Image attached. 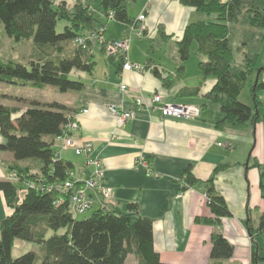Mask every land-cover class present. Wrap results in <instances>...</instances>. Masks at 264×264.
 I'll return each mask as SVG.
<instances>
[{"label":"trees","instance_id":"obj_1","mask_svg":"<svg viewBox=\"0 0 264 264\" xmlns=\"http://www.w3.org/2000/svg\"><path fill=\"white\" fill-rule=\"evenodd\" d=\"M89 1L95 0H77L70 8L64 0H0V22L6 35L19 42L31 39L34 44L25 63L0 57V82L31 87L47 84L62 93L81 89L82 80L72 76V72L91 73L96 65L95 52L91 41L82 47L73 46L72 39L104 27L109 12L123 26L136 19L127 14L126 0H97L101 16ZM179 2L202 13H215L216 20H195L184 26L176 41L179 58L176 77L184 71L183 62L191 52L204 57L197 61V68L202 79L208 76L215 79L204 93V98L218 107L214 127L243 130L259 117L264 123L261 72L264 65H257L264 47V0ZM61 19L66 24L63 32L58 33L54 27ZM235 25L244 28L237 47L242 53L240 63L235 61L231 44ZM104 57L120 60V65L124 62L120 54ZM152 72L161 78L163 85L173 81L171 75L162 76L156 67ZM253 73H257L256 79ZM244 86L249 88L251 105L239 99ZM178 91V96H193L200 90L199 85H186ZM0 96L4 94L0 92ZM30 104L20 110L0 102V151L12 153L14 159L8 171H15L16 182L34 185H27L20 197L14 181L0 180V191L11 210L0 220V264H36V254L31 250L12 257L11 246L17 238L43 248L40 264H127L128 255H133L137 264H178L160 260L153 245L152 220L139 213L137 202H130L126 213L105 206L91 210V205L87 209L91 210L88 216L78 218L73 214L69 205L73 187L62 188L63 182L70 179L73 163L57 156L53 149L69 120V108L56 100H33ZM258 106L263 109L261 115L257 112ZM23 160L24 163H18ZM254 164L259 169L258 186L264 200V154L262 161ZM218 168L219 165L204 181L210 215L196 217V221L217 225L221 218L231 214L225 199L213 185ZM183 173L188 185L197 181L190 166ZM257 219L255 228L250 226L248 230L251 234H260L263 244L250 248V264H264V207ZM61 228L64 230L58 232ZM50 229L53 232L45 237ZM210 243L211 261L205 264H223L220 260L233 255V244L221 233H213Z\"/></svg>","mask_w":264,"mask_h":264},{"label":"crops","instance_id":"obj_2","mask_svg":"<svg viewBox=\"0 0 264 264\" xmlns=\"http://www.w3.org/2000/svg\"><path fill=\"white\" fill-rule=\"evenodd\" d=\"M64 1L71 8L76 0ZM89 4L99 14L98 1H89ZM125 5L127 14L133 18H137L140 12L145 14L144 38L132 39L127 53L129 61L145 64V67L142 70H122L120 60H107L101 50L93 47L95 54L103 55L101 68L95 70L97 61L91 73L72 72V76L82 80L81 89L44 100H56L69 108V114H73L79 124L78 130L70 132L71 138L78 144L91 142L92 154L103 162V181L110 187L111 196L102 200L98 194L87 192L91 198V210L105 206L126 213L128 204L137 202L139 213L152 220L153 245L162 261L209 263L210 237L219 232L233 244V255L220 261L223 264H250V248L254 244L256 247L263 244L261 235L251 234L248 227L255 228L258 214L264 207L258 186L260 175L254 164L263 159L264 126L257 121L243 130L214 127L213 121L219 116L218 107L216 104V108L211 106L214 103L207 101L204 93L215 79L211 76L202 79L197 68V61L204 57L191 52L198 59L193 81L185 79V62L184 71L176 77L179 64L176 41L184 26L203 20L204 13L179 0H133ZM110 19L118 24L117 37L105 33ZM108 21L104 26V39L117 40L122 35L123 23L114 18ZM156 39L159 40L158 51L154 52L162 59L149 55ZM25 53L27 56L31 54L29 49ZM153 67L160 70L162 76L171 75L172 83L163 85L161 78L152 72ZM120 82L127 85L125 93L119 91ZM186 85H199L200 91L193 96H178V90ZM154 92L161 95L159 104L189 103L200 108L199 115L188 119L162 117L157 110L136 108L134 96ZM110 104L133 110V118L121 127L115 126L114 117L108 112ZM84 107L88 111L79 112ZM217 142L223 145L218 146ZM228 144L231 148L227 147ZM54 145L57 156L72 161L75 180L88 176L90 166L84 155H76L71 148L63 147L59 138ZM140 158L148 162L156 172L155 176L136 163ZM12 162V153L0 151V180L7 179ZM218 165L220 168L214 173L213 185L225 199L231 214L221 218L219 224L212 225L195 218L210 215L204 181ZM187 166L197 178L191 186L183 178ZM10 211L0 191V220Z\"/></svg>","mask_w":264,"mask_h":264},{"label":"built area","instance_id":"obj_3","mask_svg":"<svg viewBox=\"0 0 264 264\" xmlns=\"http://www.w3.org/2000/svg\"><path fill=\"white\" fill-rule=\"evenodd\" d=\"M112 12H109L108 17H111ZM145 18L144 12H140L139 16L135 19L133 23H129L128 25H124L122 29V35L117 40L113 39H104L103 33L104 29L102 26L98 27L96 31H88L85 35H78L72 39L73 46H82L84 47L87 41H91V43L102 44L104 55L112 54V55H121L123 57V64L121 65L122 70H142L145 67V64H138L128 60L127 53L129 42L132 37H140L144 33L145 26L143 24V20ZM119 91L125 93L128 88L124 82H120ZM161 101V95L157 92H154L147 96H134L133 102L138 109H146V110H157L158 113L162 117L171 116V117H192L198 115L199 107L189 104V103H170L165 102L163 104H159ZM88 109L86 107L81 108L80 112L86 113ZM109 115L114 117L115 126L121 127L122 124L128 120L133 118V110L119 108L114 104H110L108 106ZM69 117V116H68ZM63 133L57 137L63 141V147L68 148L71 147L76 155H84L87 164L90 166V172L87 177L82 178L81 180H75L73 178V172L69 171L70 179L65 180L62 185L63 189H70L73 187L72 192L69 197V205L70 210L73 214H81L91 207V198L89 193L94 192L98 194L102 200L109 198L111 196L110 187L103 181L104 176V167L103 162L97 156L92 154L91 143H77L74 139L71 138L70 132L73 129H76V122L73 118L67 121V123L63 127ZM221 145V144H219ZM136 163L142 165L144 169L148 172H151L154 176L156 172L150 168L148 162L143 160L142 158L137 159ZM11 179L15 177L10 176ZM77 182L78 184H75ZM28 186H34L32 183H27Z\"/></svg>","mask_w":264,"mask_h":264},{"label":"rangeland","instance_id":"obj_4","mask_svg":"<svg viewBox=\"0 0 264 264\" xmlns=\"http://www.w3.org/2000/svg\"><path fill=\"white\" fill-rule=\"evenodd\" d=\"M77 1V0H76ZM75 1V2H76ZM224 1V0H221ZM73 2V3H75ZM133 0H126V3H132ZM67 5V2H66ZM204 19L203 20H207V21H215L216 20V14L215 13H204L203 14ZM113 23V24H112ZM66 24V21L63 19L61 20H57L54 29L58 32L61 33L63 32V26ZM110 25H113V27H111ZM108 27H106V35H109L110 37H117L118 35V24H114V22H112V20L110 19L108 21L107 24ZM104 28V27H103ZM244 28L242 26H238L235 25L234 26V31L231 37V44L233 45L234 51H233V55L235 58V61L237 63L241 62V58H242V53L241 51H239L237 49V47L239 46V36L241 35V32ZM141 38H144L143 35L140 36ZM140 37H132V39H140ZM131 39V40H132ZM159 39V38H157ZM155 40L153 41L154 43L152 44V50L149 53V55L152 57H158L162 59L161 55H157L154 50L157 52L158 51V45H157V41L159 40ZM264 41V40H263ZM34 47L33 42H31V39L29 40H25V41H15L14 39H12L11 37L7 36L6 33L3 31V26L0 22V57L3 60H9L12 59L16 62H23L25 63L26 60L28 59V56L26 55L25 51L26 49L31 50ZM96 47L99 50H102L103 46L100 43L94 44L92 43V48ZM104 54V52H103ZM261 56L259 61L257 62V65H264V47L262 48V51L260 52ZM103 55L100 54L99 52L97 54H95V61H98V66L96 67L95 70H97L98 68H101V66L103 65V61H102ZM197 57H195L194 53H191L189 58L185 60V64H186V75H185V79H187L188 81H193V74L194 72H196V68H195V64L197 61ZM262 72V78H264V68L261 69ZM255 73H253L254 75ZM252 75V76H253ZM257 75V73L255 74V76ZM257 78V76L255 77V79ZM0 92L2 94H4V96H0V102L7 105V106H15V107H20L21 110H23L26 107L31 106L30 102L33 100H37V101H44V100H53L55 99V97L60 96V94H62V92L58 91L56 88H54L51 85H47L44 84L43 87H31L29 85H19V84H15V83H6V82H0ZM17 97V98H16ZM18 97H24L25 99H22V101L20 99H18ZM239 99L249 105L252 104V100L249 97V88H247V86H244L243 89L241 90V93L239 95ZM31 100V101H30ZM30 101V102H29ZM211 106H214L216 108L215 104H211ZM257 112L260 113L262 112L261 106L256 107ZM200 110V108H199ZM80 112V109H79ZM199 112V111H198ZM199 115V113H198ZM196 115V116H198ZM69 120L70 118H73V120L76 122V129L73 130H78L79 124L76 121V119L73 117V114H69ZM189 118V117H188ZM186 118V119H188ZM258 121L260 122V124H262L264 126V123L262 122V120H260V117L258 119ZM257 122V121H256ZM255 123V122H254ZM252 125H248V126H253ZM247 127V126H246ZM221 129H230V128H221ZM232 130V129H230ZM236 130V129H234ZM61 140V139H60ZM62 141V140H61ZM88 142V141H85ZM84 143V142H83ZM91 143V142H88ZM63 144V141H62ZM218 146H222L223 144L217 142L216 143ZM221 144V145H219ZM69 147V146H68ZM228 148H231L230 145H227ZM53 148H55V145H53ZM71 148V147H69ZM72 149V148H71ZM73 150V149H72ZM26 161L28 159H25ZM24 163L25 161H20V163ZM31 163V162H29ZM259 170V169H258ZM72 171V170H71ZM14 176V179H11L10 176ZM7 178L11 179L12 181L15 182V185H17L18 188V195L21 197L23 192L26 190L27 187V182H16L15 180L18 179L17 174H15V171H7ZM189 186V185H188ZM91 213V210H86L84 212H82L81 214H77L78 218H82L84 216H88ZM64 229L61 228L60 230H58V232L63 231ZM53 231L50 229L46 232L45 237L50 236V234ZM29 250L34 251L36 254V258H35V262L36 264H40V259L42 258L43 254H44V250L41 246H39L38 244L32 242V241H25L22 239H14L12 246H11V255L12 257H17L18 255L28 252ZM127 264H137L135 257H133V255H128V260H127Z\"/></svg>","mask_w":264,"mask_h":264},{"label":"bare ground","instance_id":"obj_5","mask_svg":"<svg viewBox=\"0 0 264 264\" xmlns=\"http://www.w3.org/2000/svg\"><path fill=\"white\" fill-rule=\"evenodd\" d=\"M108 55H112V54H108ZM108 55H107V56H108Z\"/></svg>","mask_w":264,"mask_h":264}]
</instances>
